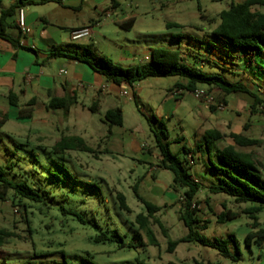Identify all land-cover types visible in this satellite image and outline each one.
Instances as JSON below:
<instances>
[{
    "label": "rangeland",
    "instance_id": "obj_1",
    "mask_svg": "<svg viewBox=\"0 0 264 264\" xmlns=\"http://www.w3.org/2000/svg\"><path fill=\"white\" fill-rule=\"evenodd\" d=\"M110 1L112 0H83L79 10L57 8L55 12L59 14L50 18L53 21L56 18L73 20L76 24H87L91 20L100 19L93 32L91 30L89 38L81 39L80 42H90L94 54L121 68H128L146 64L145 56L149 50L170 46L169 36L165 34L185 32L174 28L165 29V24L185 18L189 24L201 23L207 28L205 23L198 20V15L202 14L215 21L218 12L227 10L232 3L240 4L245 0H113L118 4L115 13L109 9ZM8 6L9 0H4L2 8ZM51 7L56 6L47 4L33 9L48 11ZM257 10L264 12V9ZM107 13H110L109 17H105ZM122 17L135 19L133 29L124 31L114 23L117 18ZM149 25L155 31L152 35H145V29ZM195 40L201 43L194 46V52L215 63L211 67H201L203 72L219 74L231 82L232 75L224 69L230 68L236 74L239 73L238 68L251 71L255 69L248 66L252 62L264 70V51L261 56L250 61L241 57L242 53L239 51L220 44L211 36L206 37V43L201 38ZM207 43L214 48H210ZM234 65L238 68H231ZM50 70L51 73H56L54 63ZM244 78L243 81H246V77H239V80ZM102 82L109 89L118 90V87L103 77ZM247 84L251 91L258 93V88L264 90V77L257 75L253 77L252 83ZM142 87V91L136 94L138 100L119 94L109 96L111 106L120 107L124 112L125 122L122 127L109 128L106 124L102 128L100 120H104L103 111L100 114H90L86 110L76 114L73 111L69 118L64 119L62 111L36 110L30 121H10L4 129H0V167H11L6 170L5 176L15 182L26 181L31 187L47 195L42 204L13 198L12 192L8 193L5 201L0 200V229L13 235L0 250V264H22L28 260L35 264H138L139 261L145 264H264V241L261 245L252 243L250 247L244 243L248 233L257 231L252 229L253 220L243 214L249 205L236 204L233 199L222 194H211L208 190L211 184L207 182H204V189L196 196V209L199 211L197 217L203 222L199 227L206 228L200 234L209 241L223 240L233 235L238 252L233 243L231 259H225L217 251L198 244H181L172 253L168 252L170 241H176L187 234V229L179 220L183 209V189L177 188L174 192L170 188L154 189L152 185L142 183V176L153 172L157 179L156 183H151L154 186L164 188L172 184L170 172L149 169L151 160L147 153L152 158L155 156L156 163L159 161L154 137V133L159 132V127L149 123L147 117L155 114L156 100L161 95L154 94L149 98L150 89L145 84ZM186 96L189 97L187 94ZM84 104L90 106L91 101ZM241 104L237 98L234 107L241 116H235L229 125V132H239L261 141L259 147L239 150L252 153L264 164V111L263 115H244L239 109ZM77 109L80 111V108ZM44 118L49 124L42 131L51 136L65 128L72 130L70 127L75 124L85 128L88 132L86 134L74 133L76 131L73 130L62 134L79 136L94 151L95 156L81 151L54 154L51 150L53 138L42 145L38 144L33 137L34 130L29 129H38ZM258 121L261 122L257 123ZM163 124L169 136L168 141L172 142L182 135L175 118L164 119ZM245 125H248L246 131L243 130ZM10 130L18 132V135L8 133ZM27 135L30 136L29 139L26 138ZM60 136L57 134V137ZM170 148L172 152H178L177 156L181 160L185 158L183 152L178 151V145L172 143ZM187 167L189 173L193 174L195 167H201V162L195 167ZM262 175L264 178V172ZM134 186L144 200L160 207L154 218L161 227L153 220L149 221V229L155 239L154 246L149 245L142 234L145 245L143 248L120 249V241L115 232L125 243L130 242L137 229L134 223L136 215L145 213V208L135 198L132 190ZM117 192L125 196L130 214L118 209L114 199ZM206 202L209 203L208 206ZM63 209L75 211L84 222L64 214ZM225 210L236 213L238 218L218 223L216 217ZM257 218L258 228L264 229V210ZM102 233L113 237L115 242L95 243L94 238Z\"/></svg>",
    "mask_w": 264,
    "mask_h": 264
},
{
    "label": "trees",
    "instance_id": "obj_2",
    "mask_svg": "<svg viewBox=\"0 0 264 264\" xmlns=\"http://www.w3.org/2000/svg\"><path fill=\"white\" fill-rule=\"evenodd\" d=\"M4 0H0V41L8 43L14 50L22 49L20 46L21 32L14 23L13 18L20 9H24L36 5L58 4L61 5L63 0H14L7 8H2ZM259 9H264V0H245L240 4H230L227 10H223L218 14V26L209 34L210 36L227 47L242 53L241 57L248 58L253 61L254 58L261 56L264 51V12ZM198 12H200L198 7ZM201 20H206L205 16L200 14ZM213 23L214 20L208 21ZM134 24V19H129L118 27L124 31H129ZM181 38V37H179ZM210 48H214L210 43H207ZM76 51L72 54H64L59 52H51L46 61L57 58H71L79 63L88 66L94 73L102 76L107 82L121 86L132 85L142 82L150 78H169L177 77L183 83H179L177 87L181 90L193 93L197 87L206 86L219 90L225 96L234 94H245L252 100L250 105V114L255 115L264 110V94L255 93L246 87L242 81L230 82L219 74L206 73L201 70L205 66L204 61H200V65L195 67L188 64L180 56L178 50H170L167 48L152 49L148 56L146 64L141 66H131L121 68L103 57L97 56L92 51V45L75 46ZM208 60V59H206ZM207 62V61H206ZM215 65V63L213 62ZM253 64L250 62L248 66ZM255 64V63H254ZM213 65V66H214ZM257 65V64H256ZM258 66V65H257ZM237 67V66H232ZM229 70V69H224ZM246 70V69H244ZM9 104L15 106L12 97H8ZM71 102L67 103L62 99L51 101L48 106L50 110H63L68 114V109ZM19 118L21 115L19 114ZM109 128L121 127L123 116L120 109H110L106 111L103 118ZM7 118L4 117L0 122L4 124ZM147 121L158 125L159 132L154 133L156 147L159 151L158 168L168 171L172 174V185L170 189L176 192L177 188L183 189V209L179 216V220L187 229L186 236L168 243V252L172 253L181 244H198L202 247L210 248L217 251L223 258L231 259V243L234 244L236 252L237 243L233 235H229L223 240H207L201 231L206 230L205 227H199L202 221L197 217L199 211L196 209L197 194L204 189V186L195 182L187 165L189 164L185 158L182 160L170 151V141H168V133L166 127L161 122L157 121L153 116L147 117ZM245 125L244 130H246ZM228 139L230 144L216 149L213 143L219 140ZM183 139H176L174 142H181ZM261 141L249 139L240 134L230 133L222 135L216 131H207L205 133V147L208 151L207 160L205 162L206 169L217 177L215 185H210L208 190L213 195L222 194L239 205H249L243 211V214L253 220L252 229H257L255 232L248 233L244 238V243L250 247L252 243L260 244L264 241V229H259L258 214L264 210V164L257 160L252 153H245L239 149H247L259 147ZM201 146L196 145L195 150L188 149L184 144L181 146V151L184 156H195L201 152ZM214 148V149H213ZM54 154H63L72 151H81L94 155V151L88 148L84 141L79 137H62L52 147ZM207 155V154H206ZM95 156V155H94ZM9 165L0 167V200L5 201L9 192H12L13 198L24 199L36 204H42L47 198L45 192L31 187L26 181L15 182L5 176L6 170H10ZM135 198L145 208V213L136 215L134 223L137 226L136 231L132 235L130 242L125 243L120 236L115 232L116 237L120 241L118 248L120 249H138L145 245L142 242V234L146 237L149 245H155V239L149 229V221L153 220L160 227L159 221L154 218L155 214L160 211V207L144 200L137 192L136 186L132 188ZM117 207L120 211L130 214V208L127 205L125 196L117 192L114 195ZM209 205L208 202L205 203ZM225 208V207H224ZM64 214L76 217L79 222L83 223V219L75 211L62 210ZM238 218L236 213L225 210L220 213L216 220L223 224L226 221H232ZM13 235L8 231L0 229V250L8 240L12 239ZM95 243L115 242L113 237H108L105 234H100L94 238ZM239 256V254H238ZM22 264H35L34 261L28 260ZM138 264H145L139 261Z\"/></svg>",
    "mask_w": 264,
    "mask_h": 264
},
{
    "label": "crops",
    "instance_id": "obj_3",
    "mask_svg": "<svg viewBox=\"0 0 264 264\" xmlns=\"http://www.w3.org/2000/svg\"><path fill=\"white\" fill-rule=\"evenodd\" d=\"M13 2L14 0H9V5ZM82 3L83 0H63L61 5L54 4L56 7H51L48 11H44L42 9H33L43 7L45 5H36L24 8V20L26 26L30 29V33L27 35L21 34L19 44L22 49L14 50L8 43L0 41V122L4 117L7 118L6 122L0 125V129H4L10 121L18 123L30 121L33 118L34 112L36 110H43L45 112H63V110L48 109L51 101L55 99H62L67 103L71 102L68 109V114L63 112L64 119L69 118L73 111H75L76 114H79V112L82 113L85 110L90 114H100L103 111L104 118L106 111L118 108L122 112L123 126L125 122L124 112L120 107L111 106V100L109 96L111 94L121 95V92L125 89L129 95L128 98L131 96L134 100H136V98L138 100L136 94L142 91L144 87H142V84H145V86L150 89L149 98H151V96L154 94L161 95V97L156 100L157 105L155 114L153 113L151 116H153L162 124L164 119L170 120L175 118L177 120V124L182 135L176 139L182 138L183 140L177 143L174 142L176 141L175 139L170 142L171 145L172 143L178 145L179 152L181 151L180 149L183 144L190 150H195L196 145H200L202 147L201 152L197 153L195 156H185L187 162L189 157L192 158V167H195L196 164L201 162V167H195L193 174H190L192 179L202 185H204V182L215 185L217 182V177L210 173L205 167V162L208 156V151H206L207 149L205 147V133L207 131H216L222 135L234 133L229 132V125L237 116V118L241 116V114L237 112V108L234 107L235 100H237V98L240 99L242 104L240 105L239 109L241 110L242 114L251 115L249 110L250 105L252 104L251 98L245 94L225 96L219 90L214 88H209L206 86L197 87V89H203L207 91V93L213 97L215 103L224 104L225 109L223 111H219L222 113L216 114L215 111L217 110L214 106L195 99V97L190 92L179 89L177 85L183 82L177 77L150 78L136 83L131 87L126 85L116 86L118 87V90L115 91L111 88L109 89L107 86H104L102 82V76L94 73L85 64L79 63L71 58L61 57L47 62L46 58L51 52L60 51L61 53L70 55L76 51L75 46L90 45V42L88 41H71L70 33L71 31L82 27H90L93 32L94 27L98 22H100V19L91 20L87 24H76L73 20H57L56 18V20L53 21L50 18V16L52 17L54 14H59L55 12L57 11V8L62 10L67 8L79 10L82 6ZM117 8L118 4L113 0L110 1V11L115 13ZM219 13L220 12H218V14ZM129 19L134 18H117L114 23L118 26V24H121ZM16 20L17 16L13 18L15 24ZM198 20L202 23H205L207 28H205L201 23L189 24L186 22L185 18H179V20L176 22L165 24V29L174 28L185 31L183 34H165V36H169L170 42V46L166 48L170 50H178L184 61L195 67L200 65V61H204V67L207 65L211 67L214 65L211 60L203 59L194 52V46L201 43L197 42L195 39L201 38L203 39L202 42L206 43V37L210 36L209 33L218 26L219 21L215 20L213 23H210L208 21L213 19L206 17V20H201L199 15ZM134 25L135 19L131 29H133ZM154 31L155 30L149 25L148 28L145 29V35H152ZM185 35L187 37V43H185ZM150 51L151 50L148 51V55H146L145 58L149 56ZM52 63H54L57 67L55 74L51 73L50 70ZM251 66H253L255 69L248 71L244 69L241 70V68L238 67H231L238 68V74L234 73L232 69L229 68L227 71L230 75H232L231 82L242 81V83L249 88L247 83H252L253 77L257 75L264 77V70L261 67L254 63L251 64ZM60 71H64V74H60ZM239 77H246L247 80L243 81L245 78L239 80ZM254 85L256 86V84ZM258 93L259 95H262L264 94V90L262 88H258ZM186 94L189 97H187ZM9 96L12 97V101L15 103V106L9 104ZM229 97H231V100H228ZM86 101H91L90 106H86V104H84ZM77 108H80V111ZM261 113L262 112L251 116L263 115V113ZM19 114L21 115V118H19ZM259 122L261 121H258L257 123ZM48 124V120L44 118L40 121L38 129H29L34 130L33 137H35V140H37L38 144L40 145H42L45 141L48 142L50 138H53L51 142L52 147L62 137H79L76 135L63 136L62 133L69 131L72 132V130L76 131L74 133L78 134L88 133L85 128L75 124L70 127L72 130L65 128V130L57 131L55 135L51 136V134L47 135L42 131L48 126ZM100 124L102 128L106 127V123L103 120H100ZM108 131H110V129ZM8 133L12 135H18V132L11 130L8 131ZM57 134L61 136L57 137ZM234 134L240 133L238 132ZM243 136L249 139H256L246 135ZM26 138L29 139L30 136L27 135ZM229 144V141L225 138L223 140L214 142L213 147L216 149H221ZM172 153L177 155L178 152ZM147 155L151 160L149 169L161 170L157 166L158 163H156L155 156L152 158L148 153ZM142 161L143 160H140V162ZM141 179L143 184H150L154 189L165 190L170 188L172 185L171 184L167 187L165 186L164 188H159L151 184L154 182L156 183L157 181L153 172L151 175L142 176Z\"/></svg>",
    "mask_w": 264,
    "mask_h": 264
},
{
    "label": "built area",
    "instance_id": "obj_4",
    "mask_svg": "<svg viewBox=\"0 0 264 264\" xmlns=\"http://www.w3.org/2000/svg\"><path fill=\"white\" fill-rule=\"evenodd\" d=\"M23 13H24V9H20L17 12V14H16V16H17L16 25L19 28L22 35H27L30 33V29L25 24ZM109 16H110V13H107L105 17H109ZM90 35H91V28L90 27H82V28L75 29V30L71 31L70 39H71V41L75 42V41H79L81 39L89 38ZM145 60H148V57H146ZM60 74H64V71H60ZM121 95L125 96V97L129 96L125 89L121 92ZM192 95L195 97V99H197L199 101H203V102L207 103L208 105L214 106L217 111H223L225 109V106L223 104L215 103L213 97H211L209 95V93H207V91H205L203 89H196L192 93ZM188 163H189V165H193V160L191 157H189Z\"/></svg>",
    "mask_w": 264,
    "mask_h": 264
}]
</instances>
